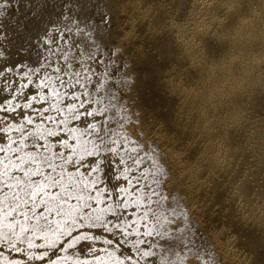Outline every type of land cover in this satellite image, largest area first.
I'll list each match as a JSON object with an SVG mask.
<instances>
[{"label": "snow or ice", "instance_id": "6c2138e0", "mask_svg": "<svg viewBox=\"0 0 264 264\" xmlns=\"http://www.w3.org/2000/svg\"><path fill=\"white\" fill-rule=\"evenodd\" d=\"M4 6L21 13L14 23ZM110 31L107 0L0 5V264H96L101 251L119 260L98 264H120L145 238L151 189L116 135L123 64L105 46ZM96 224L111 243L88 261Z\"/></svg>", "mask_w": 264, "mask_h": 264}, {"label": "bare ground", "instance_id": "6f19581e", "mask_svg": "<svg viewBox=\"0 0 264 264\" xmlns=\"http://www.w3.org/2000/svg\"><path fill=\"white\" fill-rule=\"evenodd\" d=\"M109 3L172 181L224 264H264V0Z\"/></svg>", "mask_w": 264, "mask_h": 264}, {"label": "rangeland", "instance_id": "374dc122", "mask_svg": "<svg viewBox=\"0 0 264 264\" xmlns=\"http://www.w3.org/2000/svg\"><path fill=\"white\" fill-rule=\"evenodd\" d=\"M16 2L18 3V0ZM4 3L5 0H0V5ZM9 8L10 6L3 7L4 16L14 23L21 13L17 12L15 16H10ZM100 8H103V4ZM107 12L111 18V31L107 35L105 46L112 49L117 61L123 64L117 80L112 81L120 86L119 91L114 93L111 103V107L116 108V116L120 121L116 135L121 138L130 153L138 157V165L142 169L139 173L142 177L141 183H146L151 189L142 193L148 197L147 205H145L148 211L142 217V220H147L149 224L145 238L132 248V257H129L128 252L123 249L117 250L124 251V261L120 264H124L125 261H129L130 264H224L222 254L216 249L210 236L201 228V221L195 212L191 193L172 181V159L168 150L161 143L156 129L143 121L134 95L135 61L114 39L122 31L123 26L115 10L110 6L109 0H107ZM112 82L105 78L103 86L107 87ZM117 183L126 182L118 181ZM140 210L143 211V209ZM128 211L132 210L128 209ZM140 223L141 219H138L137 224ZM91 227L95 228L98 234L95 235V242L92 243L91 249L88 248V243L92 242V237H88L85 242L83 259L88 261H93L94 258L89 253L99 251L101 242L104 249L109 248L111 243L107 240V232L101 230V224L91 225ZM136 231L138 232L139 228ZM113 235L115 239H121L119 235ZM124 239L131 238L124 237ZM124 247L127 248L128 245ZM99 259L116 261L119 257L117 252L110 251L107 256H104L101 251L96 264Z\"/></svg>", "mask_w": 264, "mask_h": 264}]
</instances>
